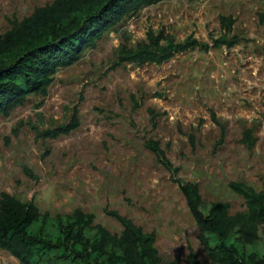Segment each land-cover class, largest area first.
Wrapping results in <instances>:
<instances>
[{"label":"rangeland","instance_id":"obj_1","mask_svg":"<svg viewBox=\"0 0 264 264\" xmlns=\"http://www.w3.org/2000/svg\"><path fill=\"white\" fill-rule=\"evenodd\" d=\"M54 1L0 0V35ZM262 13L264 0H165L124 18L76 63L59 66L46 96L29 95L0 115V193L50 218L80 209L121 234L106 212L117 211L156 235L164 263L188 264L191 249L210 263L178 185L145 144L160 142L179 177L199 185L205 209L223 202L231 214L246 211L229 184L264 190ZM221 16L235 19L232 48L190 50L161 65L120 64V48L135 47L150 30L212 45L224 34ZM75 108L80 125L70 135L37 137L68 124ZM212 113L226 127L223 139ZM248 128L257 138L252 150L241 142ZM260 234L264 245V225ZM0 264L20 262L0 248Z\"/></svg>","mask_w":264,"mask_h":264},{"label":"trees","instance_id":"obj_2","mask_svg":"<svg viewBox=\"0 0 264 264\" xmlns=\"http://www.w3.org/2000/svg\"><path fill=\"white\" fill-rule=\"evenodd\" d=\"M163 1L55 0L35 9L0 35V115L9 116L29 95L46 96L59 66L76 63L87 47L95 46L96 40L124 18ZM260 19L264 23V13ZM220 23L224 34L213 39L212 45L192 36L177 41L163 30H150L135 47L120 48V64L161 65L190 50L209 52L221 46L234 47L238 43L232 36L235 19L221 16ZM212 120L225 138L226 127L215 113ZM79 125L75 108L68 124L39 131L37 137L56 139L70 135ZM241 142L249 150L255 147L257 138L252 128L244 130ZM145 146L178 185L210 261L201 262L191 249L188 264H264V245L260 242L264 190L231 182L230 189L245 200L246 211L231 214L230 205L223 202L212 203L205 209L199 185L179 177L180 168L168 158L160 142L150 139ZM106 212L121 224V234L96 224L93 214L80 209L66 217L50 218L42 215L33 202H22L1 192L0 248L20 264H179L177 260L163 262L155 246V234L146 233L117 211Z\"/></svg>","mask_w":264,"mask_h":264}]
</instances>
